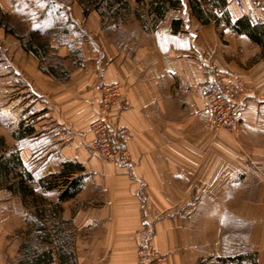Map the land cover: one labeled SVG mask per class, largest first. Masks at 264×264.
Masks as SVG:
<instances>
[{"label":"crops","instance_id":"obj_1","mask_svg":"<svg viewBox=\"0 0 264 264\" xmlns=\"http://www.w3.org/2000/svg\"><path fill=\"white\" fill-rule=\"evenodd\" d=\"M224 2L203 4L213 18L203 25L189 0H182L154 28L139 26L133 39L118 43L101 30L100 16L84 17L77 2L0 0L2 12L18 18L26 9L37 16L22 34L46 31L51 7L58 9L60 23L74 28L50 39L45 57L35 44L33 51L15 52L12 74L22 78V99L16 126L3 135L16 147L18 170L34 177L28 184L38 199L60 204L58 222L71 230L59 225L55 243L41 206L38 212L28 198L0 183V194H8L0 197V264H20L31 236L39 244L32 248L55 249L56 264L59 248L72 253L71 264H137L136 249L144 243L167 256L169 264H200L211 255H227L224 226L231 221L230 238L241 243L237 256L251 253L264 264V174L252 165L264 170V24L250 0L246 16L232 0ZM46 10L49 19L38 17ZM242 23L262 37L239 31ZM39 58L67 76L53 75ZM208 63L245 84L237 137L210 128L204 113ZM106 84L123 88L122 103L110 116L115 129L130 132L125 142L130 164L91 154L89 126ZM67 163L79 167L69 180L80 191L59 202L65 188L49 189L48 181ZM211 221L218 223L214 248Z\"/></svg>","mask_w":264,"mask_h":264},{"label":"rangeland","instance_id":"obj_2","mask_svg":"<svg viewBox=\"0 0 264 264\" xmlns=\"http://www.w3.org/2000/svg\"><path fill=\"white\" fill-rule=\"evenodd\" d=\"M55 1H64L67 2L68 4H74L75 2H77L76 3L77 10H82V15L87 18L90 13L92 12L93 14L97 13L98 16H100L101 30H104L108 37L116 39L118 43L126 42V41L128 42L131 39H133L140 32L141 29L144 30L151 29L154 28V26L157 24L154 17L148 14V6L146 4L134 3V1L132 0H55ZM40 2L45 4L46 0H40ZM24 10H25L24 12L20 13L22 14L20 15L21 17L17 18L10 14L2 12V10L0 9V25L2 24L4 25L3 29H4V33H6V40H5L6 44H4V46H2L3 44L0 45L1 47L0 48V138L3 139V151H1L2 154L0 155V157H5L6 159L11 157L12 154H17L15 151L16 147L8 145L3 135H6V132H8V130L16 126L17 120L15 118L18 117V113H17L18 102L20 101L21 98L20 89L21 86L23 85L22 78L20 77L16 78V76L12 74L14 64L16 63L13 57L15 55V52L19 51L21 48H23V50L25 49V50L33 51L34 46L32 48L25 47L28 46L27 43L31 41L32 44H35V46L38 47L41 56L45 57L46 53L49 50V47L47 45L50 39L56 37L61 31L64 30L65 27L67 28V30H72V29L74 30V28H72L70 24L65 25L63 22H61L62 23L61 25L58 17V9L51 7L49 9L50 11L46 10L45 12H41L38 15V17L40 18L41 17L44 18L47 17L46 13H48V11L51 13V15H48L50 16V20L46 31H44L43 33L33 32V34L31 33L22 34L24 33V31H26L28 24L36 21L37 19L36 18L37 16L34 17L33 13L31 14L29 11L27 12L26 9ZM139 26L141 27V29L137 28ZM39 61H41L42 63L48 62V64L45 65L48 66L49 71L52 72L53 75H56L57 77L59 76L60 78L62 77L65 78L67 76V74H64V72L61 71L60 68H58V70L55 71L52 70L51 67L49 66L50 65L49 60L39 58ZM236 76L241 79L240 76L238 75ZM120 95L123 98L124 93L122 87L120 89ZM119 105H116L114 107H117ZM112 109L108 112V116L111 119V123L113 125L112 117L110 116V112L112 111ZM239 131L240 130L234 133L230 131L228 132L231 133L233 136L237 137ZM91 154L95 155L92 149H91ZM252 163L253 162H251V164ZM252 165L256 171H258L260 174H264L263 173L264 170H262L263 166L261 164L255 163ZM20 172L21 171H19L18 168L15 169V171L10 173L8 180L12 182L18 181L19 176H17V173ZM0 197L2 198L8 197V194L1 193ZM27 202L31 206L32 205L41 206L43 210V214L46 219V225L50 228L51 232L53 233L52 240L55 243L59 242L60 235L59 233H57V228L59 225L60 228L62 229L63 227H67L66 232L71 230V227L68 228L69 224L63 226L64 224L58 222V218L56 215L58 214V212L62 211V206H60L59 208L56 207L57 203H55L53 200L48 199L45 202H43L41 199L40 200L38 199V195H37V198H33V201L32 198H28ZM212 218L217 219L216 216L215 217L211 216V219ZM209 226L211 229L210 232V236L212 238L211 242L213 243V248H214L215 247L214 235L218 229V223L211 221ZM224 228L227 230V242H226L228 243L227 245L228 250H226L227 255H223V256L211 255L206 260L204 259L200 261V264L201 263L202 264H211V263L212 264H257L256 256H252L251 253L240 254L239 256H237L238 254H236L237 251L236 247L239 246V244L241 243L238 242V244H236V242H234V238L233 239L230 238V235L234 234V229H235L234 222L232 221L227 222ZM68 235L70 234H67V237ZM62 238L63 239L61 240L65 242L68 240V238L65 239L64 236ZM27 241L28 243H30L29 245H31L32 247H36L39 245L38 242L36 241V237L31 236L30 238L27 239ZM245 241L247 240L243 239L244 244H246ZM40 247L43 248L42 246ZM167 264H169V258Z\"/></svg>","mask_w":264,"mask_h":264},{"label":"built area","instance_id":"obj_3","mask_svg":"<svg viewBox=\"0 0 264 264\" xmlns=\"http://www.w3.org/2000/svg\"><path fill=\"white\" fill-rule=\"evenodd\" d=\"M253 8L262 13L264 24V0H250ZM238 12L246 16L249 14L246 0H232ZM205 81L201 99L204 102V113L209 118L210 128L214 130L226 129L230 132L240 130L243 118V95L245 85L243 81L225 70L219 69L216 64L208 63L204 67ZM121 87L117 84H106L100 87L101 106L97 118L92 121L89 131L93 135L90 146L95 155L100 158L110 159L117 163H131V156L125 142L130 132L121 127L115 129L108 116V112L116 105L121 104ZM86 137L87 132L80 131ZM137 264H167L168 258L159 253L149 243L141 244L136 249Z\"/></svg>","mask_w":264,"mask_h":264},{"label":"trees","instance_id":"obj_4","mask_svg":"<svg viewBox=\"0 0 264 264\" xmlns=\"http://www.w3.org/2000/svg\"><path fill=\"white\" fill-rule=\"evenodd\" d=\"M139 4H146L148 6V14L152 15L156 22L161 20L165 16V12L169 8L180 7L182 0H136ZM219 3L224 5V0H203L202 2L199 0H189L191 11L195 16L199 19L201 24L205 25L210 23L213 20L212 16L206 13L205 8L203 7L204 3ZM245 31L249 33L252 37H262V33L258 31V29H250L246 23H242L241 29L239 31ZM254 35V36H253ZM28 46L26 48H32L31 41L27 43ZM3 151V139L0 138V152ZM22 163L19 161L17 154H12L11 157L5 158L0 157V181L1 184L4 185L7 190L15 192L19 194L23 198H37L35 190L29 186L28 181L33 180V176L27 173L25 170L17 173L19 176V180L16 182H12L8 180L10 173L15 171ZM79 167L72 163L65 164V167L59 176H52L50 181H48V188L61 187L65 188L59 196V202L66 201L67 199H71L75 195H77L80 191V185L75 181H70L69 177H71L72 173H75ZM56 207H60L57 203ZM57 208V209H58ZM38 212L40 210V205H37ZM41 214V213H40ZM23 257L19 260L20 264H56L55 263V249H49L45 251H39L31 246L24 245ZM56 256L60 264H71L72 253L68 250H64L59 248L56 251Z\"/></svg>","mask_w":264,"mask_h":264},{"label":"bare ground","instance_id":"obj_5","mask_svg":"<svg viewBox=\"0 0 264 264\" xmlns=\"http://www.w3.org/2000/svg\"><path fill=\"white\" fill-rule=\"evenodd\" d=\"M226 130V129H225Z\"/></svg>","mask_w":264,"mask_h":264}]
</instances>
